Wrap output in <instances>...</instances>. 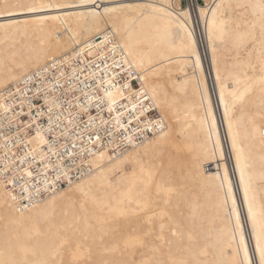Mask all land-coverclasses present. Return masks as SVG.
I'll return each instance as SVG.
<instances>
[{"label": "bare ground", "instance_id": "obj_1", "mask_svg": "<svg viewBox=\"0 0 264 264\" xmlns=\"http://www.w3.org/2000/svg\"><path fill=\"white\" fill-rule=\"evenodd\" d=\"M203 1L0 0V90L109 30L164 124L24 212L0 181V264H261L264 0Z\"/></svg>", "mask_w": 264, "mask_h": 264}, {"label": "built area", "instance_id": "obj_2", "mask_svg": "<svg viewBox=\"0 0 264 264\" xmlns=\"http://www.w3.org/2000/svg\"><path fill=\"white\" fill-rule=\"evenodd\" d=\"M37 95L32 113L44 114L30 125ZM151 104L109 30L1 89L0 181L17 211L92 174L98 155L120 156L161 132Z\"/></svg>", "mask_w": 264, "mask_h": 264}, {"label": "snow or ice", "instance_id": "obj_3", "mask_svg": "<svg viewBox=\"0 0 264 264\" xmlns=\"http://www.w3.org/2000/svg\"><path fill=\"white\" fill-rule=\"evenodd\" d=\"M29 10L30 11H35L34 8H29ZM37 98H38V95H37V97L30 98V100H29V104H28V108H29L28 115L30 116V125H31V123H33L35 121H38L40 119V117L44 114L41 111H37V112H35V114L32 113V108H33L32 100L33 99H37ZM44 103L49 105V109L48 110H49V112H51V102L49 101V99L47 97H44ZM49 119L51 120V117H49ZM39 135H40V133H39V126H37V136H39ZM29 175H31V173H29ZM261 264H264V259H262Z\"/></svg>", "mask_w": 264, "mask_h": 264}, {"label": "rangeland", "instance_id": "obj_4", "mask_svg": "<svg viewBox=\"0 0 264 264\" xmlns=\"http://www.w3.org/2000/svg\"><path fill=\"white\" fill-rule=\"evenodd\" d=\"M199 3L200 4H204V1L203 0H199ZM183 6L186 7L187 6V3L186 2H183ZM205 64H207V71H208L209 70V68H208V62H206ZM213 86H214V83L212 85V82H211V87H213Z\"/></svg>", "mask_w": 264, "mask_h": 264}]
</instances>
